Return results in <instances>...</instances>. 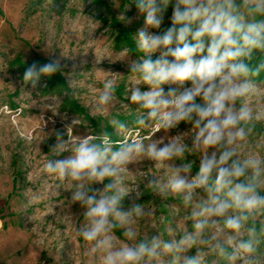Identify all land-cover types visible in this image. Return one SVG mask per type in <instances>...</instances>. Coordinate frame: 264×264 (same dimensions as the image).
Masks as SVG:
<instances>
[{
    "label": "clouds",
    "instance_id": "clouds-1",
    "mask_svg": "<svg viewBox=\"0 0 264 264\" xmlns=\"http://www.w3.org/2000/svg\"><path fill=\"white\" fill-rule=\"evenodd\" d=\"M169 6L171 26L159 32ZM136 7L146 28L135 36L143 56L129 61L135 119L110 120L118 141L108 131L68 133L67 140L58 134L54 152L68 155L43 165L56 190L69 191L70 202L84 209L76 227L84 255L90 264H264V133L256 129L264 122V0H136ZM61 69L58 59L33 63L23 81L36 87L41 76ZM115 89V79L104 81L96 112L118 103ZM181 123L191 130L167 135ZM145 129L149 134L141 135ZM158 132L165 135L153 140ZM143 161L159 172L129 170ZM129 177L143 183L137 187ZM145 188L179 201L165 228L168 239L141 235L140 224L155 215L139 202ZM130 194L134 202L126 206Z\"/></svg>",
    "mask_w": 264,
    "mask_h": 264
},
{
    "label": "rangeland",
    "instance_id": "rangeland-1",
    "mask_svg": "<svg viewBox=\"0 0 264 264\" xmlns=\"http://www.w3.org/2000/svg\"><path fill=\"white\" fill-rule=\"evenodd\" d=\"M135 2L0 0V264H90L84 255V242L76 233L84 219V209L70 202L69 191L56 190L58 181L44 172L43 165L49 159L68 155L54 152L58 134L67 140L68 133L79 137L99 135L109 127L118 141L122 137L114 134L110 120L135 119L136 105L129 99V89L133 87L129 61L143 56L135 36L146 28L145 14ZM120 32L128 35L137 53L117 44ZM53 59L60 61L62 69L58 74L68 87L59 96L48 89L44 76L36 87L23 81L26 65H41ZM109 78L116 80L118 103L99 113L95 104ZM138 87L147 90L143 84ZM163 87L167 91L173 86ZM260 99L264 101V85ZM123 104L129 106L127 110L121 109ZM256 129L264 133V122L258 123ZM190 130V124L181 123L167 135H184ZM149 131L145 129L140 134L148 135ZM164 135L158 132L152 139ZM190 140L185 138L186 143L190 144ZM188 160L195 161L194 175L199 158L193 155ZM137 168L149 175L159 172L149 161L129 165L133 173ZM133 181L137 187L143 183L142 178L129 177V183ZM93 187L102 189L103 185ZM143 194L139 202L152 206L155 215L149 224H140L141 235L151 237L160 232L168 239L165 228L176 212L173 205L179 203L178 199L153 197L146 188ZM133 202L134 194L125 198L126 206ZM179 214L183 215L184 210L180 209ZM115 234L123 239L120 231ZM196 251L193 248L190 254Z\"/></svg>",
    "mask_w": 264,
    "mask_h": 264
},
{
    "label": "trees",
    "instance_id": "trees-1",
    "mask_svg": "<svg viewBox=\"0 0 264 264\" xmlns=\"http://www.w3.org/2000/svg\"><path fill=\"white\" fill-rule=\"evenodd\" d=\"M135 5H136V2H135ZM171 15H172V6H169L167 12L165 13V17H164V20L168 19V21L163 28L161 27V29L158 30L159 32H163L165 29L171 26ZM118 34L119 35H116V42L117 44H119V46H126L131 51H134L135 53L138 52V50L135 49L134 43L128 37V35H126L123 32H120ZM28 66L29 64L26 65V68ZM44 77L46 79L48 89L52 90V92H54L55 95L59 96L63 92H66L68 90L66 83L64 82L63 78L58 74V72L54 74L52 77H47V78L46 76ZM263 78H264V74H262L261 79ZM104 131H108L111 134L109 127H106ZM112 139L113 141H115L113 135H112Z\"/></svg>",
    "mask_w": 264,
    "mask_h": 264
}]
</instances>
